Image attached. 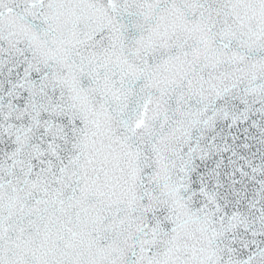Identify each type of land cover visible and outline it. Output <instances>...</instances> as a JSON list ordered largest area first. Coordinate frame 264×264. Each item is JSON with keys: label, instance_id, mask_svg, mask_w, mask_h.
I'll use <instances>...</instances> for the list:
<instances>
[{"label": "snow or ice", "instance_id": "snow-or-ice-1", "mask_svg": "<svg viewBox=\"0 0 264 264\" xmlns=\"http://www.w3.org/2000/svg\"><path fill=\"white\" fill-rule=\"evenodd\" d=\"M0 264H264V0H0Z\"/></svg>", "mask_w": 264, "mask_h": 264}]
</instances>
